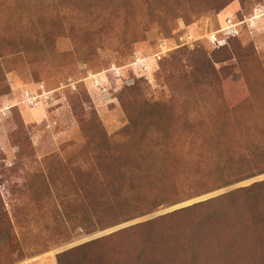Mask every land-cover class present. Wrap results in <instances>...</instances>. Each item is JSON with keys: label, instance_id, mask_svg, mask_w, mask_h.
<instances>
[{"label": "rangeland", "instance_id": "374dc122", "mask_svg": "<svg viewBox=\"0 0 264 264\" xmlns=\"http://www.w3.org/2000/svg\"><path fill=\"white\" fill-rule=\"evenodd\" d=\"M58 256L264 264V0H0V264Z\"/></svg>", "mask_w": 264, "mask_h": 264}, {"label": "trees", "instance_id": "16d2710c", "mask_svg": "<svg viewBox=\"0 0 264 264\" xmlns=\"http://www.w3.org/2000/svg\"><path fill=\"white\" fill-rule=\"evenodd\" d=\"M218 197H219V196H218ZM218 197H215V198H218ZM212 199H213V198H212ZM212 199L210 198V199H208V200H205V201H202V202L196 203V204H194V205H190L189 207H184V208L179 209V210L188 209V208H190V207H192V206L199 205V204H202V203H204V202H208V201H210V200H212ZM177 211H178V210H177ZM174 212H176V211H173L172 213H174ZM186 235H192V234L190 233V231H188V232L185 234V236H186ZM59 256H60V255H59ZM59 256L57 257L58 264H60Z\"/></svg>", "mask_w": 264, "mask_h": 264}]
</instances>
